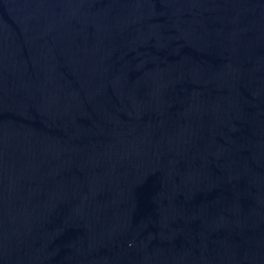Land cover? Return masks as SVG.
<instances>
[{
	"label": "water",
	"instance_id": "water-1",
	"mask_svg": "<svg viewBox=\"0 0 264 264\" xmlns=\"http://www.w3.org/2000/svg\"><path fill=\"white\" fill-rule=\"evenodd\" d=\"M0 264H264V0H0Z\"/></svg>",
	"mask_w": 264,
	"mask_h": 264
}]
</instances>
